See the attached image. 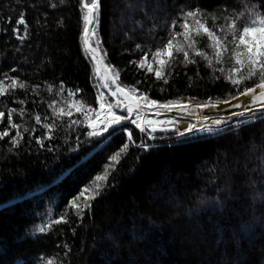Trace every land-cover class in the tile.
<instances>
[{
	"label": "trees",
	"instance_id": "1",
	"mask_svg": "<svg viewBox=\"0 0 264 264\" xmlns=\"http://www.w3.org/2000/svg\"><path fill=\"white\" fill-rule=\"evenodd\" d=\"M130 2L133 0H102L100 34L110 62L124 70L122 79L126 83L146 81L143 86L148 87L154 78L137 72L129 61L138 58L135 44L146 43L143 37L154 18L162 26L166 11L176 6V0H142L131 13L127 9ZM245 2L259 4L261 0H229L234 5ZM45 5L46 0H19V3L0 0V48L3 49L0 56L7 55L0 67L7 71L19 65L29 76L34 72L32 67L21 64L19 54L13 51L18 41L11 35V27L18 12L26 10L31 38L23 46V55L36 64L40 62L37 54L42 60L45 50L51 55L55 49L57 56L56 62L44 70L45 75L37 74L33 79L51 81L63 76L78 84L83 98L92 103L96 90L90 80V65L79 46L78 0H66L56 10ZM45 12L47 30L35 23L39 18L43 24ZM9 15L11 22L6 18ZM60 18L65 26L58 29L56 21ZM133 20L143 21V32ZM5 28L7 33L3 31ZM196 73V66L178 65L168 93L153 91V98L182 94L205 99L206 95L215 97L230 90V85L223 81L210 82V70L205 63L199 65L203 79ZM41 95L45 101L49 99L43 89ZM215 114L211 110L209 115ZM140 135L135 132L137 141ZM26 141L27 134L25 144ZM124 142L126 138L117 137L103 152L77 168L75 179L69 177L57 186L53 178L61 165L74 164L79 155L73 154L71 159L61 157L59 163L53 164L51 153L26 151L24 147L20 154L9 153L7 138L0 141V264H42L49 255L56 258L57 264H236L237 253H242L247 264H264V200L257 195L261 174L259 161L249 158L253 145L256 156L264 151V121L244 127L239 135L225 131L219 137L185 145L163 143L150 153L130 147L110 174L108 183L115 186L93 202L82 225L70 213L69 224L62 222L45 233L33 231L47 221L48 209L55 211L59 204L63 211L67 200L79 188L102 173L109 162L107 157ZM46 165L54 171H49ZM250 178L256 181L254 187L249 186ZM62 196L66 197L64 203ZM218 196L223 199L219 208L215 206ZM72 228L76 229L75 234ZM64 243L71 249L67 257L63 256Z\"/></svg>",
	"mask_w": 264,
	"mask_h": 264
},
{
	"label": "snow or ice",
	"instance_id": "2",
	"mask_svg": "<svg viewBox=\"0 0 264 264\" xmlns=\"http://www.w3.org/2000/svg\"><path fill=\"white\" fill-rule=\"evenodd\" d=\"M140 2L142 0L130 2L128 11L134 12ZM65 3L66 0H46L45 6L56 10ZM78 3L81 13L79 46L91 68L90 80L96 90L94 101L88 103L80 86L63 76L51 81L33 79L37 74L45 75L44 70L56 62L57 56L55 49L51 55L45 50L42 60L37 54L36 59L40 62L36 64L23 55V46L31 38V29L26 10H20L11 27V35L18 41L13 51L19 54L21 64L32 67L34 72L29 76L19 65L7 71L0 67V141L7 138L9 153L20 154L22 147L26 151L51 153L53 164L59 163L61 157L71 159L73 154L79 155L80 159L74 164L61 165L60 172L53 178L57 186L69 177L75 179L73 174L77 168L103 152L117 137L126 138V142L107 157L109 162L102 173L96 174L67 200L63 211L59 204L55 211L47 210V221L33 230L38 233H45L62 222L69 224L70 213L82 225L93 202L115 186L108 183L110 174L130 147L150 153L163 143L185 145L207 137H219L225 131L239 135V130L244 127L264 121V0L259 4L235 5L229 0H183L182 3L176 0V6L166 11L162 26L160 20L154 18L152 27L143 37L146 43L135 44L138 58L129 61L137 72H142L146 78H154L148 87L143 86L146 81L142 80L126 83L122 79L124 70L110 62L100 34L102 0H78ZM32 7H36L35 3ZM47 15L45 12L43 24L41 19L35 20L44 30L49 27ZM6 18L11 22V15ZM133 23L139 24V30L144 31L143 21L133 20ZM64 26L63 18L56 21L58 29ZM3 31L7 33L8 29ZM6 60L7 55L0 56V64ZM202 62L210 70V82L223 81L230 85V90L215 97L206 95L205 99L182 94L174 98H165V95L153 98V91L168 93L169 82L178 65L196 66V76L203 79L199 73ZM192 79L189 77L190 81ZM69 84L73 86L69 87ZM41 89L49 94L47 101L41 95ZM240 97H247V103L240 101ZM221 104L225 106L223 109ZM204 110H215L216 114L212 116ZM183 124L186 126L181 127ZM38 130L40 134H37ZM136 131L141 134L138 141ZM251 153L249 158L259 161L261 180L257 195L264 200V151L256 156L253 145ZM139 158L138 155L136 159ZM46 167L54 171L53 167ZM248 183L254 187L256 181L250 178ZM65 200L62 196L61 203ZM215 206H223L221 197L215 198ZM72 232L75 234L76 229L72 228ZM62 247L66 250L63 256L67 257L70 246L64 243ZM42 264H57L56 258L49 255ZM236 264H247L242 253H237Z\"/></svg>",
	"mask_w": 264,
	"mask_h": 264
},
{
	"label": "rangeland",
	"instance_id": "3",
	"mask_svg": "<svg viewBox=\"0 0 264 264\" xmlns=\"http://www.w3.org/2000/svg\"><path fill=\"white\" fill-rule=\"evenodd\" d=\"M242 98H244V100H245V103L248 101V99H246L245 97H242ZM222 106H223V104L222 105H220V108L222 109ZM224 108V107H223ZM204 111H207V110H204ZM221 114H224L223 112H221ZM184 126H186V124H183V125H181V127H184Z\"/></svg>",
	"mask_w": 264,
	"mask_h": 264
},
{
	"label": "water",
	"instance_id": "4",
	"mask_svg": "<svg viewBox=\"0 0 264 264\" xmlns=\"http://www.w3.org/2000/svg\"><path fill=\"white\" fill-rule=\"evenodd\" d=\"M239 99H240V101L245 102L244 98L240 97ZM236 102H237V101H232V103H236ZM246 103H247V102H246ZM222 109H223V108H222ZM232 110H234V109H229V111H232Z\"/></svg>",
	"mask_w": 264,
	"mask_h": 264
},
{
	"label": "bare ground",
	"instance_id": "5",
	"mask_svg": "<svg viewBox=\"0 0 264 264\" xmlns=\"http://www.w3.org/2000/svg\"><path fill=\"white\" fill-rule=\"evenodd\" d=\"M222 105V104H221ZM207 114H210V112H211V110H207V111H205Z\"/></svg>",
	"mask_w": 264,
	"mask_h": 264
}]
</instances>
